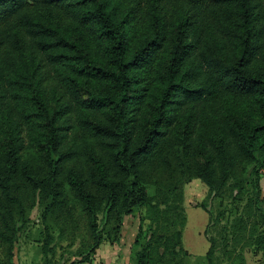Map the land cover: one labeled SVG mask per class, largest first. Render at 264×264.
I'll return each mask as SVG.
<instances>
[{
	"label": "trees",
	"instance_id": "obj_1",
	"mask_svg": "<svg viewBox=\"0 0 264 264\" xmlns=\"http://www.w3.org/2000/svg\"><path fill=\"white\" fill-rule=\"evenodd\" d=\"M260 170L264 0H0L2 264L20 192L46 188L63 225L78 210L90 252L99 213L117 231L143 208L154 227H138L134 264H182L193 179L207 189L205 264H244V247L264 253ZM227 191L242 207L211 212Z\"/></svg>",
	"mask_w": 264,
	"mask_h": 264
},
{
	"label": "rangeland",
	"instance_id": "obj_2",
	"mask_svg": "<svg viewBox=\"0 0 264 264\" xmlns=\"http://www.w3.org/2000/svg\"><path fill=\"white\" fill-rule=\"evenodd\" d=\"M131 4L126 3L129 7ZM259 174V194L264 197V170ZM207 193L206 186L198 179H193L182 186V213L185 224L182 228V250L179 256L182 264H205L204 254L207 241L203 235L207 214L199 203ZM22 198V215L16 214L14 220L19 227L12 251V264H134V252L139 249L133 240L140 226L154 227L143 219L144 209L134 210L120 218L118 230L114 231V220L105 223L103 213L97 217L101 241L93 252L89 251V239L82 216L74 207L70 208L72 217L66 223L55 219L47 211L50 204V189L40 191L24 190ZM233 192H224L219 197L206 199L211 212L217 208L224 210L225 217L240 209L243 197L234 199ZM264 206V204H263ZM162 223L156 227H162ZM158 231L161 229L158 228ZM141 242V240H140ZM244 264H264V253L252 250L251 246L243 248ZM4 260L0 247V264ZM226 264V262H225Z\"/></svg>",
	"mask_w": 264,
	"mask_h": 264
}]
</instances>
